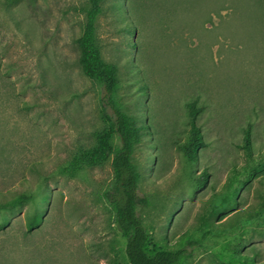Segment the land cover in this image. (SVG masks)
Returning a JSON list of instances; mask_svg holds the SVG:
<instances>
[{"label":"rangeland","instance_id":"1","mask_svg":"<svg viewBox=\"0 0 264 264\" xmlns=\"http://www.w3.org/2000/svg\"><path fill=\"white\" fill-rule=\"evenodd\" d=\"M263 4L100 0L96 44L120 71L114 99L146 126L133 155L139 194L150 202L140 216L150 248L185 251L179 264H244L251 254L264 263ZM88 6L0 0V204L28 193L41 199L31 232L32 203L0 211V264H128L102 197L111 158L75 177L58 171L93 147L103 114H112L78 63ZM191 103L203 145L187 165L179 149ZM248 128L251 159L242 148ZM202 174L203 184H192Z\"/></svg>","mask_w":264,"mask_h":264},{"label":"trees","instance_id":"2","mask_svg":"<svg viewBox=\"0 0 264 264\" xmlns=\"http://www.w3.org/2000/svg\"><path fill=\"white\" fill-rule=\"evenodd\" d=\"M20 0H7L15 4ZM264 3L263 0H261ZM89 6L85 9V27L80 37L75 40L79 52L78 63L82 74L98 83L108 96L112 114H103V128L95 132V144L88 149L78 151L70 160L59 166L58 171L67 177H75L81 171L89 168L101 167L111 158L112 180L104 190L102 197L111 212L117 232L124 240V257L128 264H179L187 255L183 250H168L150 248L151 238L144 226L140 209L149 207L146 196L139 194L142 174L134 163V152L142 142L146 126L140 121L136 113H127L115 101V95L120 88V71L115 64L107 63L102 58L96 44L95 21L101 11L100 0H88ZM264 6V4H263ZM126 12V9H124ZM132 36V31H125ZM190 135L188 140L179 149L187 165L195 156V152L203 145L200 129L196 125L199 110L195 104L189 105ZM114 139L119 142L113 145ZM243 150L248 159H251L249 128L244 132ZM260 159L251 160L261 162ZM204 174L195 177L192 184H203ZM264 179V174H263ZM233 177L228 179L232 183ZM259 209L264 211V193H259ZM40 197L34 193L22 194L7 203L0 204V211H13L30 202L33 210L26 216V228L31 232L39 224ZM244 264H256L254 254L245 255ZM264 264V263H262Z\"/></svg>","mask_w":264,"mask_h":264}]
</instances>
